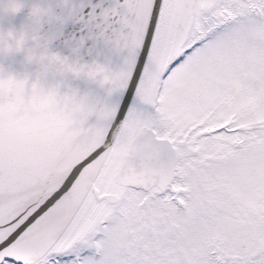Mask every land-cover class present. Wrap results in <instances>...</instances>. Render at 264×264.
Segmentation results:
<instances>
[{
  "label": "snow or ice",
  "instance_id": "1",
  "mask_svg": "<svg viewBox=\"0 0 264 264\" xmlns=\"http://www.w3.org/2000/svg\"><path fill=\"white\" fill-rule=\"evenodd\" d=\"M56 8L62 78L111 94L74 149L0 117V264H264V0Z\"/></svg>",
  "mask_w": 264,
  "mask_h": 264
},
{
  "label": "water",
  "instance_id": "2",
  "mask_svg": "<svg viewBox=\"0 0 264 264\" xmlns=\"http://www.w3.org/2000/svg\"><path fill=\"white\" fill-rule=\"evenodd\" d=\"M55 28H56V25L54 26V27H52V31H54L55 30ZM44 66H47L46 64H44ZM34 68H36V67H32V72H31V74H35L34 73ZM41 67H39V69H40ZM47 68V67H46ZM37 70V69H36ZM35 70V71H36ZM43 72H44V70H42ZM36 79H37V77H36ZM78 87H83V88H85L84 86H82V85H73L72 86V88H73V94L75 93V92H83V93H87V91H86V89H84V90H82V91H79V90H77L78 89ZM56 94H57V90H55V86H52L51 87V92H50V94H48V99H50L51 97H56ZM41 97H42V99H46L47 98V95H41ZM82 98V97H81ZM83 98L84 99H86L87 98V94L86 95H84L83 96ZM91 101H93V100H91ZM49 102H50V100L47 102V105L49 104ZM93 103V102H92Z\"/></svg>",
  "mask_w": 264,
  "mask_h": 264
}]
</instances>
